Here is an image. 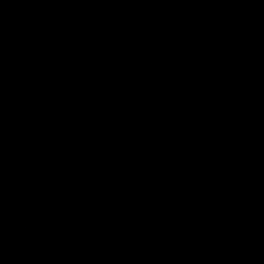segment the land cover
<instances>
[{
	"label": "water",
	"instance_id": "1",
	"mask_svg": "<svg viewBox=\"0 0 264 264\" xmlns=\"http://www.w3.org/2000/svg\"><path fill=\"white\" fill-rule=\"evenodd\" d=\"M0 264H264V0H0Z\"/></svg>",
	"mask_w": 264,
	"mask_h": 264
}]
</instances>
